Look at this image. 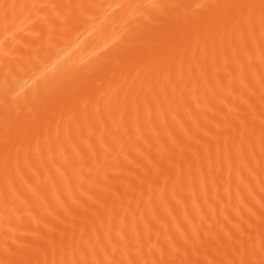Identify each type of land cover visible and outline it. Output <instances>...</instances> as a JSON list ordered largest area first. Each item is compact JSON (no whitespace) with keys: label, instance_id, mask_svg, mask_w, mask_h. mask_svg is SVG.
Wrapping results in <instances>:
<instances>
[{"label":"bare ground","instance_id":"1","mask_svg":"<svg viewBox=\"0 0 264 264\" xmlns=\"http://www.w3.org/2000/svg\"><path fill=\"white\" fill-rule=\"evenodd\" d=\"M0 264H264V0H0Z\"/></svg>","mask_w":264,"mask_h":264}]
</instances>
